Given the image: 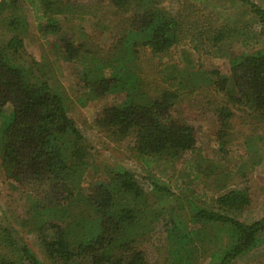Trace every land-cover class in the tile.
<instances>
[{
  "label": "trees",
  "instance_id": "1",
  "mask_svg": "<svg viewBox=\"0 0 264 264\" xmlns=\"http://www.w3.org/2000/svg\"><path fill=\"white\" fill-rule=\"evenodd\" d=\"M241 1L247 5L254 23L264 28V8ZM13 2L14 5L16 1ZM40 3L46 19L43 33L57 37L62 31L58 16L82 20L93 11L91 5L70 0H40ZM106 3L118 22V38L108 50L87 48L88 43L76 44L72 38L62 37L58 43L65 62L83 59L94 63V57L99 55L104 57L99 70L112 69L111 75L104 77L90 66L83 77L86 95H124L120 104L106 106L97 114L93 127L98 132L117 143L131 140L127 150L137 160L172 164L197 144V130L188 120L200 119L207 112L216 117L215 136L222 151L235 127L239 133L264 129V46L233 57L229 78L218 71L210 72L208 86L195 92H185L183 83L168 77L163 70L158 71L161 81H156L150 71L142 69L145 56L157 60L162 69L168 68L172 50L182 45L199 57L210 53L233 34L243 33L245 25H221L209 17L198 22L189 15L171 14L162 7L165 0H106ZM8 8L9 3L0 0L1 18ZM11 15L14 17L6 27L16 30L20 20L15 11ZM22 47L23 40L17 36L4 46L0 44L1 166L15 182L29 177L50 187L60 207L56 214L77 207L87 212L81 217L82 222H87L86 217L91 219L87 222L90 225L87 235L81 230L84 226L81 222L49 220L47 227L52 238L41 240L46 255L58 264H146L137 247L142 241L140 236L160 218H164L167 230L178 229L179 222L171 213L164 214V210H147L139 179L149 181L161 195L168 194V188L156 179L139 178L118 168L108 172V183L98 184L85 194L80 181L91 165L89 148L68 117L61 97L45 82L31 83L29 68L17 55ZM141 48L145 49L143 53ZM178 105L186 109V118L178 111V115L174 114ZM227 179V176L216 178L218 190L226 187ZM212 202L213 207L195 208L192 214L194 224L220 228L227 235V246L210 253L211 264H230L264 244L261 239L264 219L244 224L230 216L249 206L246 190H230ZM180 240L177 254L181 249L186 256L192 254V249L187 248L189 235L182 233ZM17 252V260L0 254V264H41L25 245Z\"/></svg>",
  "mask_w": 264,
  "mask_h": 264
},
{
  "label": "rangeland",
  "instance_id": "2",
  "mask_svg": "<svg viewBox=\"0 0 264 264\" xmlns=\"http://www.w3.org/2000/svg\"><path fill=\"white\" fill-rule=\"evenodd\" d=\"M5 1L9 3V10H5L0 17L1 46L14 36L23 40V47L17 55L28 66L31 83L45 82L53 93L61 97L68 117L74 121L89 148L91 165L80 181L85 194L98 184L108 183V172L118 168L128 170L139 178L156 179L168 188L169 193L161 195L149 181L139 179L145 191L143 204H146L147 210H164V214L171 213L179 222L178 229L167 230L162 221L164 218H160L152 229L140 236L142 241L137 247L146 264H211L210 253L227 246V235L220 228L194 224L192 214L195 208L213 207L212 199L230 190H246L250 199L248 207L230 216L244 224L264 219L263 128L239 133L240 130L235 127L233 136H229L222 151L215 136L218 130L216 117L212 112H207L200 119L188 120L197 130L198 141L195 148L182 155L180 160L172 164L137 160L127 150L132 144L131 140L117 143L93 127L95 117L104 107L120 104L124 98L123 94H105L102 97L86 95L88 90L83 77L90 66L98 76L109 77L112 73L109 67L99 70L104 57L96 55L94 63L83 59L71 63L65 62L59 54L61 48L58 43L62 37L72 38L76 44L86 42L87 48L96 46L108 50L112 46L118 38V22L106 0H70L91 5L93 11L82 20H67L58 16L62 26L58 37L43 33L46 19L40 0H15L14 5V0ZM246 1L264 8V0ZM162 7L171 14L189 15L191 20L198 22L209 17L221 25H245L246 30L233 34L217 49L200 57L185 45L175 48L171 52L168 68L162 69L157 60L146 59L145 56L142 69L150 71L156 81H161L158 71L163 70L168 77L182 82L185 92L205 89L207 80L211 78L208 75L210 72L218 71L229 78L230 60L233 57L248 54L250 48L264 46V28L254 23L247 5L241 0H165ZM11 10L20 20L16 30L6 27L14 17ZM142 40L140 37L139 41ZM141 49L143 53L145 49ZM4 111L9 113V109ZM177 111L186 118L184 107L178 105L175 115H178ZM225 176L228 178L225 180L226 187L218 190L215 180ZM58 204L50 187L40 185L37 180L29 177L22 178L20 182L12 180L1 166L0 155V254L9 260H17V251L25 245L41 264H58L46 255L41 241L52 238L47 222L54 219L66 224L78 221L84 224L85 228L81 227V230L86 234L90 230L87 222L91 220L86 217L87 222H82L81 217L84 218L87 212L77 207L65 208V212L56 214L60 208ZM81 230L77 231L78 235ZM182 233L189 235L191 240L187 246L193 251L191 256H186L183 249L177 254ZM261 239H264V232ZM230 264H264V244Z\"/></svg>",
  "mask_w": 264,
  "mask_h": 264
}]
</instances>
